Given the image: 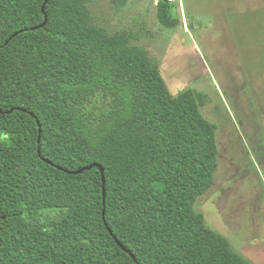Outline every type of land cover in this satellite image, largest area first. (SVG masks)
I'll return each instance as SVG.
<instances>
[{
    "label": "trees",
    "instance_id": "1",
    "mask_svg": "<svg viewBox=\"0 0 264 264\" xmlns=\"http://www.w3.org/2000/svg\"><path fill=\"white\" fill-rule=\"evenodd\" d=\"M86 1L0 0V264H251L195 208L219 158L201 96Z\"/></svg>",
    "mask_w": 264,
    "mask_h": 264
},
{
    "label": "rangeland",
    "instance_id": "2",
    "mask_svg": "<svg viewBox=\"0 0 264 264\" xmlns=\"http://www.w3.org/2000/svg\"><path fill=\"white\" fill-rule=\"evenodd\" d=\"M160 4L168 3L85 6L105 36L124 35L148 51L174 96H201L219 158L214 184L195 208L234 251L264 264V0H183V8L168 4L166 15Z\"/></svg>",
    "mask_w": 264,
    "mask_h": 264
},
{
    "label": "built area",
    "instance_id": "3",
    "mask_svg": "<svg viewBox=\"0 0 264 264\" xmlns=\"http://www.w3.org/2000/svg\"><path fill=\"white\" fill-rule=\"evenodd\" d=\"M164 1H167L168 3H171V4H179V6L183 8V0H164Z\"/></svg>",
    "mask_w": 264,
    "mask_h": 264
},
{
    "label": "crops",
    "instance_id": "4",
    "mask_svg": "<svg viewBox=\"0 0 264 264\" xmlns=\"http://www.w3.org/2000/svg\"><path fill=\"white\" fill-rule=\"evenodd\" d=\"M187 30V29H186Z\"/></svg>",
    "mask_w": 264,
    "mask_h": 264
}]
</instances>
